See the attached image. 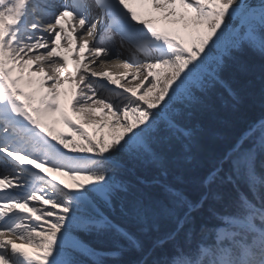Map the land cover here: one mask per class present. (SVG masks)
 I'll list each match as a JSON object with an SVG mask.
<instances>
[{"label": "snow or ice", "instance_id": "snow-or-ice-1", "mask_svg": "<svg viewBox=\"0 0 264 264\" xmlns=\"http://www.w3.org/2000/svg\"><path fill=\"white\" fill-rule=\"evenodd\" d=\"M246 49L264 56V0H0V264H104L89 235L138 264H264V119L197 196L169 181L170 152L194 159L203 98L238 101L222 74ZM137 166L156 175L132 180Z\"/></svg>", "mask_w": 264, "mask_h": 264}, {"label": "trees", "instance_id": "trees-1", "mask_svg": "<svg viewBox=\"0 0 264 264\" xmlns=\"http://www.w3.org/2000/svg\"><path fill=\"white\" fill-rule=\"evenodd\" d=\"M222 79L238 95L233 101L228 95L226 86H218L203 98L202 106L192 114L189 124L196 130V148L192 162L180 158L177 147L169 153L170 182L175 177H183L179 185L184 192L193 198L204 191L201 181L211 166V161L224 150L235 138L255 120L264 118V56L258 52L245 50L237 54L236 61L230 60ZM155 171L147 167H135L130 178L143 176L151 180ZM155 192L156 189L150 188ZM225 195H233L230 187L218 189ZM110 216L130 232L139 234V225L135 219L123 215L120 206L110 210ZM166 226V221H161ZM96 249L97 255L90 259H99L104 264H138L140 254L128 249L124 241H117L111 235H89L84 237Z\"/></svg>", "mask_w": 264, "mask_h": 264}, {"label": "bare ground", "instance_id": "bare-ground-1", "mask_svg": "<svg viewBox=\"0 0 264 264\" xmlns=\"http://www.w3.org/2000/svg\"><path fill=\"white\" fill-rule=\"evenodd\" d=\"M69 53H70V52H67V51L64 52V54H66V55H69ZM97 70L99 71L100 69H97ZM107 71L111 72V73L113 74L114 78H115V77L118 76L119 73L124 72L125 69H122V68H111V67H110V68L107 69ZM128 79L131 80V77H128ZM138 83H139L138 80H137V81H133L131 84H129V86L134 87V86H136ZM110 87H111V85H110ZM100 115H101V114H100L99 112L96 113V116H100ZM75 116H76V115H75ZM76 117H77V116H76ZM77 118H78V117H77ZM78 119H79V118H78ZM259 120H260V119H259ZM259 120H255L254 123L257 122V121H259ZM64 179H67V178L65 177Z\"/></svg>", "mask_w": 264, "mask_h": 264}, {"label": "rangeland", "instance_id": "rangeland-1", "mask_svg": "<svg viewBox=\"0 0 264 264\" xmlns=\"http://www.w3.org/2000/svg\"><path fill=\"white\" fill-rule=\"evenodd\" d=\"M161 23H164V22L161 21ZM68 58H69V63L71 64V63H72V57L70 56V53H69ZM65 87L67 88L68 85H65ZM69 95H71V92H70ZM69 114L72 115V117H73L74 120L76 119V118L74 117V115H73V113L71 112L70 109H69ZM97 118H100V116H97ZM76 121H77L79 124L84 123V121H83L82 119H79V120L76 119ZM61 125H63V124H60L59 127H61ZM85 126L88 127V126H93V125L85 124ZM105 131L107 132V129H106Z\"/></svg>", "mask_w": 264, "mask_h": 264}]
</instances>
